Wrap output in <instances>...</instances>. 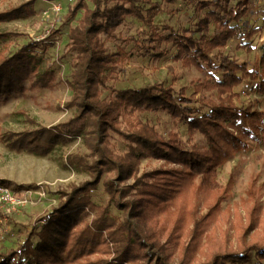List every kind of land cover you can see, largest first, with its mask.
I'll return each mask as SVG.
<instances>
[{"label": "trees", "instance_id": "1", "mask_svg": "<svg viewBox=\"0 0 264 264\" xmlns=\"http://www.w3.org/2000/svg\"><path fill=\"white\" fill-rule=\"evenodd\" d=\"M183 1L192 4L197 13L194 28L165 27L167 34L161 35L153 22L158 7L151 0H75L68 15L75 16L83 10V17L68 34L74 54L68 86L78 113L65 123L5 140L12 149H25L41 157L71 138H86L85 145L96 159L88 164L82 157H69L66 165L88 172L92 179L55 193L63 200L36 219L40 227H30L20 245L0 251V264H172L173 251L177 264H264V233L255 232L264 227L260 220L248 223V229L254 227V237L244 239L247 231H243L235 250L206 255V245L201 243L206 242V236L201 239L202 219L211 215L212 208L227 193L226 188L216 184V171L233 153L250 147L245 137L254 140L257 122L263 119L262 113L238 106L233 98L234 89L245 81L255 82L254 92L264 98V45L257 68L252 69L220 51L240 35L239 21L247 12L249 0H238L232 7L229 0ZM33 5L34 1H29L0 12V23L26 18L33 14ZM126 17L138 19L145 27L139 38L128 39L143 56L161 59L168 51L158 52V47L170 45L176 50L175 61L203 74V80L194 81L192 95L186 96L185 89L176 91L157 83L110 91L107 98L102 97L109 90L107 71L112 59L100 38L117 39L116 29ZM210 24L213 31L208 37ZM256 32L249 31L248 37ZM12 36L15 34L0 32V42ZM40 47V43L30 42L11 55L0 48V100L23 93V82L33 75L34 86L51 88L52 72L37 70L42 60L36 53ZM158 112L166 113L174 125L184 124L189 137L201 135L205 147L185 150L176 133L170 132L164 139L138 119L143 113ZM110 134L127 143L123 156L113 154ZM143 158L155 159L162 165L137 176ZM103 174L111 177L103 181L108 201L101 207L91 201V195ZM129 180L133 183L123 185ZM0 185L11 187L3 181ZM208 189L217 198L197 221V194ZM110 207L120 215H113ZM90 213L93 218L86 221Z\"/></svg>", "mask_w": 264, "mask_h": 264}, {"label": "rangeland", "instance_id": "2", "mask_svg": "<svg viewBox=\"0 0 264 264\" xmlns=\"http://www.w3.org/2000/svg\"><path fill=\"white\" fill-rule=\"evenodd\" d=\"M29 1H34L33 14L0 23L1 33L15 34L0 42V48H4L6 55H11L30 42L40 43L41 47L36 53L42 60L37 70L52 72V86H34L33 75L23 82V93L0 100V181L11 184L9 188L5 187L9 194L8 202L0 201V251L16 248L23 242L30 227H40L41 223H37L36 219L57 207L63 200L55 193L69 191L70 187L92 179L88 172L69 168L66 165L67 158L82 157L88 164L96 159V155L85 145L86 138L82 137L71 138L66 144L57 145L41 157L25 149H12L5 140L13 135L65 123L78 113L73 93L68 86L74 63L68 34L82 19L83 10L75 16L68 15L75 0H0V12L18 8ZM151 1L158 7L153 22L159 27V34H167L163 30L165 27L194 28L197 13L192 4L183 0H173L171 3ZM237 1L229 0V6H234ZM88 7L91 8V5L88 4ZM239 26L240 35L229 40L220 51L230 59L246 63L249 69L257 68L264 45V0H249L247 12L240 19ZM144 30V25L138 19L126 17L125 22L116 29L117 39L101 36L107 55L112 59V66L107 71L109 90L104 91L102 97L107 98L110 91L144 88L157 83L172 86L176 91L185 89L186 96L192 95L194 81L203 80V74L175 61L176 50L170 45L162 44L158 47V52L164 49L168 51L161 59L143 56L128 39L139 38ZM252 30L257 32L248 37ZM212 31L213 24H210L208 37L212 36ZM254 84L251 81L242 83L234 89L236 96L233 99L238 106L263 114V119L257 122L258 128L254 129L256 138L253 140L245 137L249 140L250 147L244 152L233 153L227 162L218 167L215 180L219 187L227 189L224 200L213 207L217 195L209 189L200 190L195 200L197 221L208 213L210 206L213 207L211 215L201 221L204 223L201 239L206 236V242L201 243L206 245V255L237 249L238 239L243 231H247L244 239L254 237V227L248 229V223L254 224L260 220L264 226V98L254 92ZM205 95L209 96V92ZM195 96L199 97V94ZM138 119L151 126L164 139L168 137V133H176L179 145L185 150L203 148L206 145L201 135L189 137L186 126L182 123L174 125L164 112L143 113ZM124 125L121 124V127ZM108 140L113 154L123 156L127 152V143L118 135L110 134ZM161 165L162 162L155 159L143 158L139 162L137 176L157 170ZM110 177L111 174H103L98 188L91 195V201L98 206L104 207L107 204L108 196L104 193L103 181ZM132 183L129 180L123 185ZM29 185L33 188H19ZM110 211L113 215H120L114 207H110ZM92 218L93 213H90L86 221ZM255 232L264 233V227L257 228ZM172 258V264H177L175 251L172 252Z\"/></svg>", "mask_w": 264, "mask_h": 264}, {"label": "built area", "instance_id": "3", "mask_svg": "<svg viewBox=\"0 0 264 264\" xmlns=\"http://www.w3.org/2000/svg\"><path fill=\"white\" fill-rule=\"evenodd\" d=\"M9 194L7 192V189L3 186H0V201L8 202Z\"/></svg>", "mask_w": 264, "mask_h": 264}, {"label": "crops", "instance_id": "4", "mask_svg": "<svg viewBox=\"0 0 264 264\" xmlns=\"http://www.w3.org/2000/svg\"><path fill=\"white\" fill-rule=\"evenodd\" d=\"M238 88V87H237Z\"/></svg>", "mask_w": 264, "mask_h": 264}]
</instances>
